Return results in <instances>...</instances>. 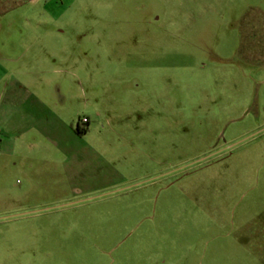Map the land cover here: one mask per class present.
Returning <instances> with one entry per match:
<instances>
[{"label":"rangeland","instance_id":"obj_1","mask_svg":"<svg viewBox=\"0 0 264 264\" xmlns=\"http://www.w3.org/2000/svg\"><path fill=\"white\" fill-rule=\"evenodd\" d=\"M26 50L62 134L0 149V264H264V0H0Z\"/></svg>","mask_w":264,"mask_h":264},{"label":"crops","instance_id":"obj_2","mask_svg":"<svg viewBox=\"0 0 264 264\" xmlns=\"http://www.w3.org/2000/svg\"><path fill=\"white\" fill-rule=\"evenodd\" d=\"M28 51H24L20 58H16L18 61L23 59V62L26 63L24 66L8 70L2 67L0 69V82L6 81L7 78L6 82L9 83L3 91L0 101V134L7 137L8 143L0 145V149L12 153L24 151L34 154L51 149L34 146V142L28 139L30 132L45 137L50 134L52 141L55 140L54 137L58 133L62 134V131L58 130V124L62 126L61 113L66 101L62 92V84L58 81H52V83L47 81L44 77L46 68L42 67L41 62ZM41 53H44L43 57L47 59L48 63V58H54L56 55L53 53L49 56L47 52ZM9 89V97L6 98ZM88 122L87 119L86 125ZM89 132L90 129L85 127V131L82 133L71 131L67 134L78 133L79 138V135L85 136ZM62 150L63 148L56 149V151Z\"/></svg>","mask_w":264,"mask_h":264},{"label":"trees","instance_id":"obj_3","mask_svg":"<svg viewBox=\"0 0 264 264\" xmlns=\"http://www.w3.org/2000/svg\"><path fill=\"white\" fill-rule=\"evenodd\" d=\"M26 1V0H25ZM76 131L78 132V133H82L83 131H85V128H80L79 126H78V124L76 125Z\"/></svg>","mask_w":264,"mask_h":264},{"label":"built area","instance_id":"obj_4","mask_svg":"<svg viewBox=\"0 0 264 264\" xmlns=\"http://www.w3.org/2000/svg\"><path fill=\"white\" fill-rule=\"evenodd\" d=\"M81 121H82V123H86L87 122V119L86 118H83Z\"/></svg>","mask_w":264,"mask_h":264}]
</instances>
